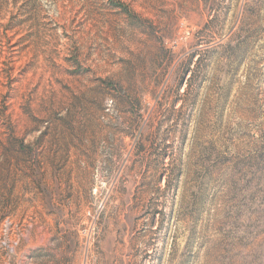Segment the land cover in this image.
Here are the masks:
<instances>
[{
    "label": "rangeland",
    "instance_id": "374dc122",
    "mask_svg": "<svg viewBox=\"0 0 264 264\" xmlns=\"http://www.w3.org/2000/svg\"><path fill=\"white\" fill-rule=\"evenodd\" d=\"M0 264H264V0H0Z\"/></svg>",
    "mask_w": 264,
    "mask_h": 264
}]
</instances>
